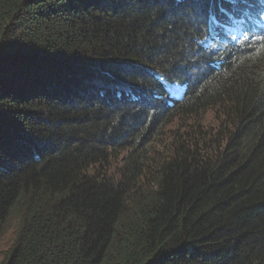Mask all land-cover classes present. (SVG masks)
Listing matches in <instances>:
<instances>
[{"label": "trees", "instance_id": "obj_1", "mask_svg": "<svg viewBox=\"0 0 264 264\" xmlns=\"http://www.w3.org/2000/svg\"><path fill=\"white\" fill-rule=\"evenodd\" d=\"M262 3L0 0V264H264Z\"/></svg>", "mask_w": 264, "mask_h": 264}, {"label": "snow or ice", "instance_id": "obj_2", "mask_svg": "<svg viewBox=\"0 0 264 264\" xmlns=\"http://www.w3.org/2000/svg\"><path fill=\"white\" fill-rule=\"evenodd\" d=\"M231 4L245 3L247 0H227ZM220 12L227 17V21L230 23L220 21L215 15L209 17V30L213 35H216V29L226 30L228 33H239L245 40L255 39L256 37L249 36L246 29L248 25H264V3H262L261 9L255 15H253L247 8L240 10L239 14L231 12L225 8H220ZM259 17L260 19H257ZM237 35H232L231 39L236 40Z\"/></svg>", "mask_w": 264, "mask_h": 264}, {"label": "rangeland", "instance_id": "obj_3", "mask_svg": "<svg viewBox=\"0 0 264 264\" xmlns=\"http://www.w3.org/2000/svg\"><path fill=\"white\" fill-rule=\"evenodd\" d=\"M197 41H199V40H197ZM167 87H168V89H169V92H170V97H175V96H180L181 95V93H182V89H180L179 90V88L173 83V82H168L167 83ZM133 90H137V88H132ZM139 95H140V97H142V98H146L147 97V95H149V91L146 89V91H141V89H139ZM157 103H159L160 104V100H158V102ZM138 104L140 105V106H142V104H143V106H144V104L145 103H141V101H138ZM210 117H212L211 116V114H208L207 115V118L208 119H210ZM177 127V125L175 126V128ZM167 128V132H169L170 130H173L174 129V127H173V125L172 126H167L166 127ZM5 240H3L2 242H1V244H0V250L2 249V248H4L5 246H6V242H7V240H8V237H7V235H5ZM0 257H1V253H0Z\"/></svg>", "mask_w": 264, "mask_h": 264}, {"label": "clouds", "instance_id": "obj_4", "mask_svg": "<svg viewBox=\"0 0 264 264\" xmlns=\"http://www.w3.org/2000/svg\"><path fill=\"white\" fill-rule=\"evenodd\" d=\"M165 80V79H164ZM168 82H170V81H168ZM168 82H166V86H167V83ZM174 83V82H173ZM178 88H179V86L176 84V83H174ZM134 88H137V90H133V92L134 93H137V94H139L138 92H139V89L140 88H138V87H134ZM167 89H168V87H167ZM179 89H182V88H179ZM168 91H169V89H168ZM169 94H170V92H169ZM148 96V95H147ZM176 97V96H175ZM146 99H147V97L144 99V98H142V97H139L138 99L136 98L135 100L138 102V101H141V103H145L146 102ZM160 103H164L165 104V100H164V98L162 97L161 98V100H160Z\"/></svg>", "mask_w": 264, "mask_h": 264}, {"label": "bare ground", "instance_id": "obj_5", "mask_svg": "<svg viewBox=\"0 0 264 264\" xmlns=\"http://www.w3.org/2000/svg\"><path fill=\"white\" fill-rule=\"evenodd\" d=\"M257 27H259V25H257ZM257 30H258V29H257ZM261 31H264L263 28L260 30V33H261ZM261 36H262V35H261ZM262 37H263V36H262ZM260 38H261V37H260ZM263 38H264V37H263ZM263 38H262V39H263ZM263 40H264V39H263ZM227 43H229V42H227ZM219 45H220V44H219ZM219 45H217V46H219ZM223 45H224V44H223ZM230 45H231V44H230ZM227 47H228V46H227ZM218 48H219V47H218ZM221 49H222V48H221Z\"/></svg>", "mask_w": 264, "mask_h": 264}]
</instances>
